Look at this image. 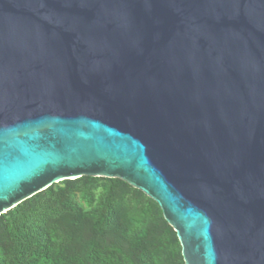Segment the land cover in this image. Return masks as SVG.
<instances>
[{"label": "water", "instance_id": "95a60500", "mask_svg": "<svg viewBox=\"0 0 264 264\" xmlns=\"http://www.w3.org/2000/svg\"><path fill=\"white\" fill-rule=\"evenodd\" d=\"M82 176L264 264V0H0V216Z\"/></svg>", "mask_w": 264, "mask_h": 264}, {"label": "rangeland", "instance_id": "374dc122", "mask_svg": "<svg viewBox=\"0 0 264 264\" xmlns=\"http://www.w3.org/2000/svg\"><path fill=\"white\" fill-rule=\"evenodd\" d=\"M114 181L91 176L64 180L52 185V195L42 194L36 200L43 204L39 222L55 257L60 260L74 253L88 264H128L126 255L138 243L144 259L135 264H183L180 243L159 205L139 189ZM107 195L110 207L105 235L97 236L88 227L98 217ZM92 239L98 241L95 248ZM0 264H18L12 238L2 222Z\"/></svg>", "mask_w": 264, "mask_h": 264}, {"label": "trees", "instance_id": "16d2710c", "mask_svg": "<svg viewBox=\"0 0 264 264\" xmlns=\"http://www.w3.org/2000/svg\"><path fill=\"white\" fill-rule=\"evenodd\" d=\"M113 179H115V184H128L120 179ZM53 192L51 186L0 216V222L5 225L7 233L12 238L13 251H15L18 264H88L87 259L74 253L66 254L65 257H59L60 260H58L53 254V248L48 244L49 240L46 231L39 222L40 215L44 210L42 207L43 204L36 200L42 194L50 196ZM109 207L110 195H107L98 217L89 224L88 228L93 234H96L97 236L105 235V223L108 218L107 213ZM175 235L178 240L176 232ZM91 243L92 248L99 245L96 239H92ZM3 246L5 247V244ZM126 258L128 264H135L138 261L142 262L144 255L139 252L138 243L136 247L134 246V248H132L131 254L127 253Z\"/></svg>", "mask_w": 264, "mask_h": 264}]
</instances>
